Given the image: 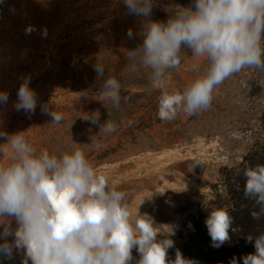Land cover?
Masks as SVG:
<instances>
[{"label": "rangeland", "instance_id": "374dc122", "mask_svg": "<svg viewBox=\"0 0 264 264\" xmlns=\"http://www.w3.org/2000/svg\"><path fill=\"white\" fill-rule=\"evenodd\" d=\"M190 3L154 0L150 19L166 21V6ZM144 23L127 12L123 0H0V91L8 94L7 104L0 105V130L24 132L37 150L56 155L80 147L98 175L128 193L133 212L153 193L139 212L185 234L181 227L190 215L231 206L222 172L238 170L246 156L264 146V71L245 69L227 79L215 90L211 108L198 116L161 121L160 91L150 69H133L125 56L142 43ZM98 62L105 65L104 78L115 76L130 97L118 110L94 98L102 82L94 71ZM192 62L182 50L180 68L169 71L171 87L182 90L194 79ZM25 77L37 94L34 114L14 108ZM43 104L64 114L59 125L48 126ZM97 111L100 124L108 118L125 124L105 135L82 119ZM132 255L139 258L135 249ZM21 258L0 257V264H20Z\"/></svg>", "mask_w": 264, "mask_h": 264}, {"label": "clouds", "instance_id": "9594fccd", "mask_svg": "<svg viewBox=\"0 0 264 264\" xmlns=\"http://www.w3.org/2000/svg\"><path fill=\"white\" fill-rule=\"evenodd\" d=\"M123 3L129 14L145 21L142 43L125 56L133 69H150V80L160 91L161 121L171 122L180 114L198 116L211 108L215 90L227 79L245 69L264 71V0L170 4L164 9L169 13L166 21L150 19L154 0ZM127 35L133 37L131 29ZM182 50L191 54L190 68L196 75L181 90L171 87L167 78L170 70L180 68ZM94 71L102 81L95 99L109 101L117 110L129 102L115 76L104 78L103 63L95 64ZM29 84V77L20 83L14 108L34 114L37 94ZM7 102L8 94L0 91V105ZM40 108L50 117L49 127L63 121L64 114L48 104ZM99 117L97 111L82 119L98 125L105 135L125 124L109 118L100 124ZM0 140L5 141L0 143V257L11 261L20 255V264H198L179 249L174 260L168 258L177 226L157 225L152 216L139 212L153 193L133 212L128 193L98 175L80 147L56 155L47 148L37 150L24 132L9 135L3 130ZM243 175V195L258 207L251 216L259 220L264 217V165L245 167ZM233 222L228 209L212 207L204 223L213 247L231 240L230 231L238 230ZM246 241L254 242L255 252L241 257L243 264H264V233L249 234ZM134 249L139 257L135 260ZM230 264H237L235 257Z\"/></svg>", "mask_w": 264, "mask_h": 264}, {"label": "trees", "instance_id": "16d2710c", "mask_svg": "<svg viewBox=\"0 0 264 264\" xmlns=\"http://www.w3.org/2000/svg\"><path fill=\"white\" fill-rule=\"evenodd\" d=\"M261 123L264 129V116ZM256 165H264V146L246 156L238 170L226 172L227 170L224 169L222 172L231 205L227 209L234 221L232 227L238 229L235 232L230 231L231 240L219 248L212 246L204 223L211 209H204L187 218L186 223L181 227L185 234L177 233L171 238L175 247L168 250L169 259L174 260L175 251L179 249L183 257L195 260L198 264H229L233 257L243 264L241 257L255 252L254 242H247L246 236L251 234L256 237L264 233V217L255 220L251 216L252 210L259 209L243 195L245 184L243 170L245 167Z\"/></svg>", "mask_w": 264, "mask_h": 264}]
</instances>
